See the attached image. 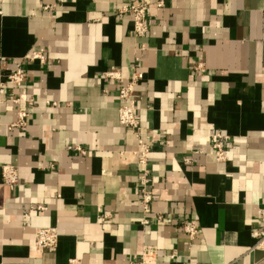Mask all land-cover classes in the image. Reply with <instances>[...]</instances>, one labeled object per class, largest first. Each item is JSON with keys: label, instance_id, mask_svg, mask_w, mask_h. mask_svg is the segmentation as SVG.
<instances>
[{"label": "crops", "instance_id": "obj_1", "mask_svg": "<svg viewBox=\"0 0 264 264\" xmlns=\"http://www.w3.org/2000/svg\"><path fill=\"white\" fill-rule=\"evenodd\" d=\"M130 1L0 0V84L25 73L0 97V171L13 165L20 178L0 182V264H129L145 245L159 248L158 264H264L251 235L264 208V0H142L146 38L120 13ZM37 49L45 65L28 60ZM107 70L144 74L137 118L163 223L141 224L124 82ZM29 98L27 127L10 129ZM215 130L230 137L224 162L210 153ZM37 205L47 210L26 220ZM191 222L194 242L182 229ZM38 226L58 228L56 248L36 250Z\"/></svg>", "mask_w": 264, "mask_h": 264}, {"label": "built area", "instance_id": "obj_2", "mask_svg": "<svg viewBox=\"0 0 264 264\" xmlns=\"http://www.w3.org/2000/svg\"><path fill=\"white\" fill-rule=\"evenodd\" d=\"M163 1L158 2V6H162ZM52 6H45V10H51ZM120 13L127 14L133 23V35L137 38H146L149 34V16H150V4L142 0H134L126 3L120 10ZM147 48L146 43H140L139 50L143 51ZM30 62H38L42 65L47 63V55L45 50H34L27 56ZM136 61L139 57L135 58ZM196 70L204 71L205 64L199 62L195 66ZM105 78L124 82V85L118 90V97L122 101L119 106V122L122 126L129 129L136 138L137 148L135 155L138 160V164L141 169L138 176V199L137 203L141 208L143 218L141 220L142 225H148L152 222L163 223L166 221L162 214L152 215V202L155 199L153 186L151 184V171L149 168V155L151 153L152 145L147 142L140 131L139 122L137 118V100L135 98V91L137 86L144 78L142 72H134L128 78H124L119 70H107L104 74ZM6 80L14 86H21L25 81V73L21 69L11 71L7 74ZM4 82L0 84V97L5 94ZM17 104H22L20 100H14ZM21 109L18 111V119L16 122L9 126L10 129L25 128L28 124L31 109L35 105V100L29 98L25 101ZM53 106L57 104L52 103ZM230 139L229 135L223 134L220 130H215L211 134L210 139V153L214 156L217 162H224L227 159L226 155V142ZM72 150H76L85 153V150L80 146H71ZM202 149L193 150L192 155L200 154ZM192 157V156H191ZM185 156L184 161L190 163L192 158ZM19 172L17 167L4 164L1 166L0 182L10 186L16 187L19 184ZM47 208L43 205H37L32 207L29 211L24 213L26 220L31 218L32 211L42 213ZM107 216H104L106 218ZM258 228L251 231L252 237L255 239V245L252 250L264 251V208L261 209L260 217L258 219ZM30 226V223L27 222ZM183 231L187 235L190 242H194L199 235L198 225L194 222L184 223ZM60 233L57 227L54 226H38L35 227V240L34 247L38 251H43L50 248H56L59 243ZM159 248L155 245H145L142 252L135 256L129 264H158ZM72 264H79L77 260H73Z\"/></svg>", "mask_w": 264, "mask_h": 264}]
</instances>
